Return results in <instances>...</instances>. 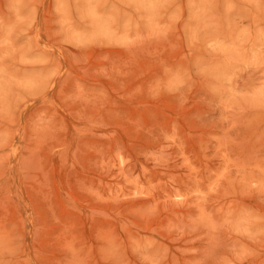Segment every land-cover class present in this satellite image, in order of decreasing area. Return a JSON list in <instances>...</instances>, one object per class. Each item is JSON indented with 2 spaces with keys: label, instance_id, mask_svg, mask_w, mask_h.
I'll list each match as a JSON object with an SVG mask.
<instances>
[{
  "label": "rangeland",
  "instance_id": "obj_1",
  "mask_svg": "<svg viewBox=\"0 0 264 264\" xmlns=\"http://www.w3.org/2000/svg\"><path fill=\"white\" fill-rule=\"evenodd\" d=\"M0 264H264V0H0Z\"/></svg>",
  "mask_w": 264,
  "mask_h": 264
}]
</instances>
